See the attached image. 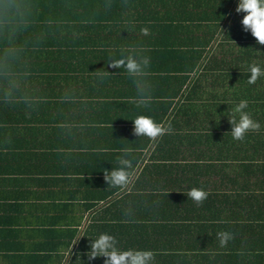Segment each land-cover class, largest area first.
I'll return each instance as SVG.
<instances>
[{
  "label": "trees",
  "instance_id": "trees-1",
  "mask_svg": "<svg viewBox=\"0 0 264 264\" xmlns=\"http://www.w3.org/2000/svg\"><path fill=\"white\" fill-rule=\"evenodd\" d=\"M30 3L19 42L32 103L12 106L38 112L42 152L32 155L48 146L55 200L74 208L67 238L86 216L90 242L111 234L122 250H152L154 264H264V76L248 83L253 64L264 69V45L244 30L239 0ZM128 54L151 58L147 108L137 106L135 80L109 66ZM241 100L261 128L237 141L230 118ZM142 114L172 133L134 135ZM125 148L135 172L120 190L104 174ZM17 150L11 158L24 162ZM22 166L13 171L30 174ZM194 187L209 193L202 204L187 196ZM222 232L233 236L223 247Z\"/></svg>",
  "mask_w": 264,
  "mask_h": 264
},
{
  "label": "crops",
  "instance_id": "crops-1",
  "mask_svg": "<svg viewBox=\"0 0 264 264\" xmlns=\"http://www.w3.org/2000/svg\"><path fill=\"white\" fill-rule=\"evenodd\" d=\"M16 107L0 105V264H69L70 260L72 264H102L99 257L88 259L92 242L84 234L86 216L79 218L74 238H67L64 224L74 208L55 200L59 186L54 184L48 146L45 154L32 155L42 149L38 146L42 136L32 117L38 112L31 115ZM17 146L24 162L11 158L10 151H18ZM19 165H25L30 174L14 172Z\"/></svg>",
  "mask_w": 264,
  "mask_h": 264
},
{
  "label": "clouds",
  "instance_id": "clouds-1",
  "mask_svg": "<svg viewBox=\"0 0 264 264\" xmlns=\"http://www.w3.org/2000/svg\"><path fill=\"white\" fill-rule=\"evenodd\" d=\"M238 13H245L241 23L245 31H250L260 45H264V0H239L236 8ZM32 14L30 0H0V105L17 103L31 106L32 98L24 85L31 75L25 64L26 47L19 42V37L27 30ZM142 34L148 35L147 28L141 29ZM151 58L144 55L128 54L120 59H112L110 67L123 68L136 83V103L138 107L147 108L152 98V86L147 80ZM101 71V70H99ZM103 75H109L102 70ZM249 84H254L258 78L264 76V69L253 64L250 68ZM247 100H241L233 109L230 118L232 130L230 134L234 140L243 141L249 132H258L261 125L254 120L252 114L245 111ZM239 115V119L235 118ZM133 121L134 135L147 137L153 142L173 129L170 124L158 123L149 115H138ZM131 149H123L118 157L117 167L105 170L104 178L108 185L120 190H126L133 183L134 165L129 159ZM209 193L203 188H192L187 196L198 205L202 204ZM233 238L230 232L219 234L220 245L226 246ZM91 250L87 253L89 260L104 257V264H154L155 253L146 249L122 250L118 247L117 239L108 233H101L92 239Z\"/></svg>",
  "mask_w": 264,
  "mask_h": 264
}]
</instances>
